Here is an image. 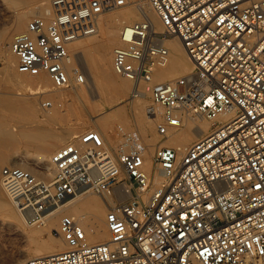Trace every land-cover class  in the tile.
<instances>
[{
  "label": "built area",
  "instance_id": "1",
  "mask_svg": "<svg viewBox=\"0 0 264 264\" xmlns=\"http://www.w3.org/2000/svg\"><path fill=\"white\" fill-rule=\"evenodd\" d=\"M165 32L143 20L125 28L114 68L137 83L166 62L165 36H178L195 71L153 88L167 126L187 110L210 120L214 131L178 159L159 148L156 164L166 182L150 185L143 152L123 155V179L100 136L82 137L84 150L70 145L56 152V174L37 181L17 167L2 170L5 188L22 209L40 216L85 188L110 193L124 183L129 196L108 204L110 239L91 245L82 227L64 217L60 229L68 249L27 264H264V0H149ZM127 0H55V19L30 23L13 50L19 71L46 72L58 86L68 83L66 44L95 31L98 15ZM80 82L84 77L77 73Z\"/></svg>",
  "mask_w": 264,
  "mask_h": 264
},
{
  "label": "bare ground",
  "instance_id": "2",
  "mask_svg": "<svg viewBox=\"0 0 264 264\" xmlns=\"http://www.w3.org/2000/svg\"><path fill=\"white\" fill-rule=\"evenodd\" d=\"M54 1L10 0L12 10L8 24L0 28V46L5 47L4 63L0 66V85H10L15 90L24 91L22 94H18V97H10L0 90V167L4 164L10 168H21L30 172L37 181L49 183L56 174V168L52 161L53 155L70 145L78 146L84 150L85 145L82 142V137L87 133H96L100 136L103 146L116 165L120 179L126 176L121 163L123 155L136 149L143 152V168L150 180L145 195L147 197L154 189L161 187L167 181L164 171L155 162L159 148L167 147L175 150L178 159L181 160L194 143L214 131V124L217 121H225L230 116L222 114L218 118L210 120L199 118V114L197 117L191 114L193 112L185 110L179 113L181 117L179 126H167L165 134L160 132L159 126L166 124L165 109L154 101L153 88L158 84L173 83L179 76H187L195 71V64L189 58L181 39L176 35L164 37L163 46L168 51L166 62L163 65H158V68L151 72L149 81L137 83L115 70V50L125 46L121 37L125 28L147 20L155 31L165 32V26L149 0H127L122 6L100 13L96 18L93 33L78 36L66 44L67 58L64 61V68L69 80L66 85L58 86L51 75L46 72L37 75L20 72L19 57L13 50L14 39L22 33H27L32 38L35 37V33L31 32L29 27L35 18H41L47 25L52 23L56 11ZM100 24L101 26H99ZM101 27L102 29H100ZM100 31L102 34H99ZM74 43L77 45L72 50L71 47ZM114 45H117L113 56L115 72L111 67ZM85 52L88 53L91 63L87 60ZM78 60L80 63H76ZM82 65H86L88 68L91 81L87 79L86 73H83ZM78 72L84 77L83 82L79 81ZM155 80L160 82L156 83ZM84 84L88 85V89L79 88ZM94 89L100 99L106 103H115L121 100L124 101V104L99 116L92 115L91 117L84 113L82 107H71L70 124L60 130H58L59 128L45 130L39 123L34 127L22 126L20 129H14L10 125V120L21 114L42 117V120L51 123L56 122L58 115L62 116L66 113V108L62 110L58 108L60 102L79 98L89 102V96L94 92ZM45 96L52 97V100L46 102L41 108L38 103ZM128 100L143 136L148 137L152 133H159L161 140L148 145L137 135L127 133L118 150L112 147L114 142L108 141L109 137L104 134V131L117 138V129L122 131L123 127H115L113 124L116 121L128 123L125 108V103ZM90 105L94 108V113L100 114L99 108L97 109L99 105L97 106L96 102ZM91 126L93 130L77 140L78 133ZM149 141H152V136ZM65 143L71 144L61 147L51 156L56 148ZM155 145L158 147L153 155L152 147ZM113 146L117 147V145ZM18 147L33 148L36 154L33 157H28L26 153L18 151L20 149ZM152 155L153 163L157 169L151 168ZM29 162L37 167V172H33L32 168L25 164ZM96 195L101 196V199ZM128 196L124 183L114 185L110 193L100 194L93 188H85L62 203L51 207L40 216H35L32 210L20 208L10 197L5 188L1 171L0 223L2 222L10 226L12 230L24 234L28 242L27 249L23 250L9 264H27L30 259L26 263L25 260L28 258L34 259L67 250L68 245L60 229L64 217L73 218L82 227L88 244L95 245L108 241L110 239V230L107 224L108 204L123 201ZM21 211H29L33 216L31 221L27 222ZM53 231H56L57 236L52 234ZM43 232L49 234L48 239L41 238Z\"/></svg>",
  "mask_w": 264,
  "mask_h": 264
},
{
  "label": "rangeland",
  "instance_id": "3",
  "mask_svg": "<svg viewBox=\"0 0 264 264\" xmlns=\"http://www.w3.org/2000/svg\"><path fill=\"white\" fill-rule=\"evenodd\" d=\"M10 4H11L10 0L9 1L8 0H0V28L2 26H4V25L8 24L7 22L9 21V15H10V12L12 10L11 9L12 6ZM99 23H100V21H99ZM99 26H101V24ZM26 28H27V26H26ZM100 29H102V27ZM99 34H102V32L100 31ZM97 39H98V37H97ZM116 43H117V41H116ZM76 45H77V43H74L72 45L71 49L73 50L74 47H76ZM116 47H117V45L114 47L112 55H111V67H112L113 71H114V69H113V56H114V50L116 49ZM1 50H2V52H1ZM4 50H5V47L4 46H0V66L4 63V56H3ZM85 56L87 57V60H89L90 63H91V59L89 58V55H88L87 52H85ZM76 63H80V61L78 60ZM82 70H83V73L84 72L86 73L87 79L89 81H91V77H90L91 74H90L88 68L86 67V65H82ZM157 81H159V80H157ZM157 81H156V83H157ZM87 86L88 85L84 84L83 86H80L79 88L88 89ZM133 89L135 90L134 86H133ZM0 90L4 91V93L6 95L10 96V97H18V94L20 95V94H22L24 92L22 90H15L10 85H0ZM93 91L94 92L91 94V96H89V102H86L83 99L81 100L80 98L77 99V100L76 99H71V100H63L62 103L60 102L58 108L61 109V110L63 108H66V113L64 115H62V116L58 115V119H57L56 122L51 123V122L42 120V117L38 118V117H31L29 115L21 114V115L14 116L10 120V125L14 129H20L22 126L34 127V126H36L39 123V125H41V127H43V129H45V130H47V129L48 130H57L58 128H59L58 130H60V129H62L65 126L70 124L69 119L71 118L70 117L71 116V111H70L71 107L80 106V107H82L84 113H86L87 116L91 117L92 115L99 116L102 113H105V112L115 108L118 105L124 104V101H121V100L116 101L115 103H106L105 101L100 99V97L98 96V93H97V91L95 89ZM51 100H52V97L45 96L44 99H42L40 101V103H38V104L42 108L43 105H45L46 102L51 101ZM90 102L91 103L94 102V104L96 102L97 106L99 105L97 107V109L99 108L98 110H99L100 114L99 113H94L95 112L94 108L90 105L91 104ZM128 102H129V100L126 101V103H125L126 118L128 119V123H122V122L116 121L113 124L115 127H117V126H122L123 127L122 131H119L117 129V133H118L117 138H115V136L113 137L112 135L107 134V132L104 131V134L109 137L108 141H113L114 142L112 144V147L114 149L118 150V148L120 147L122 142L125 140L124 137H125V134H127V133H131V134L137 135L138 138H140L142 141H144V143H146L148 145L150 143L154 142V141L158 142L159 140H161L162 138L159 137V135H158L159 133H152V135L150 134L152 136V141H149L151 136H148V137H144L143 136V134L140 132V130L138 128L135 116L133 115V111H132L133 109L131 107V103L129 104ZM46 108H49V107H46ZM191 114H193L194 116L198 117V115L196 113H191ZM199 118H203V117L199 116ZM29 122H32V123H29ZM91 130H93L92 126L80 131V133H78V135H77V140H80L81 136H83L84 134H86L87 132H89ZM156 131H157V129H156ZM107 136H106V139H107ZM69 144H71V143H65L62 146H59L58 148H56L52 152L51 156L58 149H60L61 147L65 146V145H69ZM113 145H117V147H115ZM157 147L158 146H156V145L152 147V154L153 155H154ZM18 148H20V149H18V151L26 153V155L28 157H33L36 154V152H35V150L33 148H30V147H27V148L18 147ZM153 155H152V159H151V168L152 169H157L155 167V164L153 163L154 162L153 161ZM51 156H50V160H51ZM25 164L29 168H32L33 172H35V171L37 172V167L35 165L31 164V162L25 163ZM6 166L7 165L3 164L0 167V175H1L2 169L4 167H6ZM96 196H98V195H96ZM98 197L101 199V196H98ZM51 210H53V209H51ZM22 212L24 213L26 221L27 222L31 221V219L33 218L31 213L29 211H21V214H23ZM52 234L54 236H57L56 231H53ZM48 236H49V234L47 232H43L42 235H41V238L42 239L44 238V240H45V239H48ZM27 247H28V242H27V238H26V236L24 234H21V233H18L16 231L12 230L10 228V226H8V225H6V224H4L2 222L0 223V264H9V263H11L13 260H15L19 256V254L23 250L27 249ZM29 259H31V258L26 259L25 263Z\"/></svg>",
  "mask_w": 264,
  "mask_h": 264
}]
</instances>
